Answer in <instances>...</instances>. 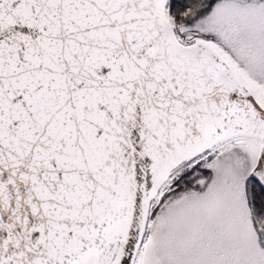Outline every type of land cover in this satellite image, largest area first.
<instances>
[{"label":"snow or ice","instance_id":"obj_1","mask_svg":"<svg viewBox=\"0 0 264 264\" xmlns=\"http://www.w3.org/2000/svg\"><path fill=\"white\" fill-rule=\"evenodd\" d=\"M0 264H264V0H0Z\"/></svg>","mask_w":264,"mask_h":264}]
</instances>
